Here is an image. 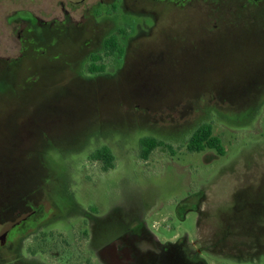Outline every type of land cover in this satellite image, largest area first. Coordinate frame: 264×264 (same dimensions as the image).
Listing matches in <instances>:
<instances>
[{"label": "rangeland", "instance_id": "374dc122", "mask_svg": "<svg viewBox=\"0 0 264 264\" xmlns=\"http://www.w3.org/2000/svg\"><path fill=\"white\" fill-rule=\"evenodd\" d=\"M192 1L0 0V264H264V1ZM205 123L223 156L187 152Z\"/></svg>", "mask_w": 264, "mask_h": 264}, {"label": "trees", "instance_id": "16d2710c", "mask_svg": "<svg viewBox=\"0 0 264 264\" xmlns=\"http://www.w3.org/2000/svg\"><path fill=\"white\" fill-rule=\"evenodd\" d=\"M123 50L120 47L116 36L107 38L104 42V55L107 57L118 55L120 58ZM92 61L97 60L96 56H92ZM164 142L153 137H143L139 140V159L147 161L150 155L157 149L164 146ZM186 150L189 153H200L205 150H213L217 155L223 156L224 149L221 141L212 133L210 124H201L189 136L186 142ZM88 159L91 162L100 164V170L105 172L114 168L115 157L111 150L106 147H100L93 151Z\"/></svg>", "mask_w": 264, "mask_h": 264}, {"label": "flooded vegetation", "instance_id": "af4514ba", "mask_svg": "<svg viewBox=\"0 0 264 264\" xmlns=\"http://www.w3.org/2000/svg\"><path fill=\"white\" fill-rule=\"evenodd\" d=\"M103 1H105V0H99V2H103ZM253 1L254 2H258V1H264V0H253ZM79 4L80 5H84V2L80 1ZM167 5L170 6L171 4L168 3ZM154 7L155 6H152V9H156ZM177 7L182 11L183 15H189L190 17L196 16V14H195L196 13V3L193 2L192 0H190V2H188L187 4H183V5L177 6ZM156 10H158L156 12L158 14L159 9H156ZM65 11H66L65 13H67V10H65ZM155 20H156L155 28L158 29V28H160L159 27V25H160L159 16ZM72 21H73V23L75 25L79 24V22L77 23L74 20H72ZM215 27H216L215 25H212V28H214V31H216ZM212 28L210 30H212ZM180 31H181L182 34H187V36H189V38L191 37L192 41L195 42L196 39H197V36H198L197 33L199 32V28H198V26L190 27V26L184 24V25L181 26ZM168 32L169 31H166L167 35H168ZM180 36H181V39H180ZM173 37L177 38V40L180 41L183 44L187 40V39H185L184 35H179V32L177 34H175V35H172V38ZM169 39H171V38H169ZM34 212L35 211L33 209V210H28L27 212H23V213H17V214L14 213V214H12L11 218H8L7 223L4 226H2L3 227L2 231L4 232V234H3L4 237H3L2 243H4L5 240L7 238H9L11 235H16L18 237H22V236H24L26 234V232H28L33 227H35V225H37V223H39V222H38V216ZM84 234L87 235V237L89 238V236H88V234L86 232H84ZM164 245H166L168 248L171 247L170 244H167V243L164 244ZM176 251L177 252H175L174 254L177 256V263L178 264H183V262H182L183 253H182L181 249L180 250H176ZM165 253H167V249L164 248L163 251L153 259V261H155L156 259H158V260L163 259V257L165 256ZM116 254H117V250L115 251V256L117 257ZM138 260L139 259L136 256L135 258L130 259L128 261L131 264H138Z\"/></svg>", "mask_w": 264, "mask_h": 264}, {"label": "crops", "instance_id": "0c3cea01", "mask_svg": "<svg viewBox=\"0 0 264 264\" xmlns=\"http://www.w3.org/2000/svg\"><path fill=\"white\" fill-rule=\"evenodd\" d=\"M158 245H161V244H158ZM122 246H124V245H122ZM122 246H121V248L120 249H117V248H115L116 250H117V256H118V260H117V262L119 263V264H131L129 261H128V259L126 258V254H125V252L127 253V250H125L124 251V249L122 248ZM161 246H163V244L161 245ZM116 250H113V252L115 253V251ZM121 253H122V255H121ZM130 258H131V256H129ZM111 258V257H110ZM115 258V257H114ZM122 258H124L123 260H122ZM125 261H127V262H125Z\"/></svg>", "mask_w": 264, "mask_h": 264}]
</instances>
